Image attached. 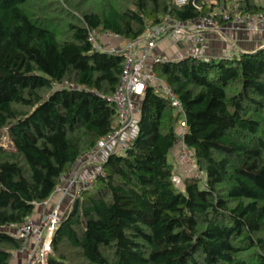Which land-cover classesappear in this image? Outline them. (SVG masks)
Returning <instances> with one entry per match:
<instances>
[{
    "label": "trees",
    "instance_id": "1",
    "mask_svg": "<svg viewBox=\"0 0 264 264\" xmlns=\"http://www.w3.org/2000/svg\"><path fill=\"white\" fill-rule=\"evenodd\" d=\"M175 1L0 0V141L12 145H0V264L22 245L9 230L120 127L111 98L124 60L92 31L129 41L165 16L222 25V10L264 11V0ZM153 69L182 110L147 87L131 145L74 200L48 264H264V46ZM183 118L200 177L178 187L169 159Z\"/></svg>",
    "mask_w": 264,
    "mask_h": 264
},
{
    "label": "built area",
    "instance_id": "2",
    "mask_svg": "<svg viewBox=\"0 0 264 264\" xmlns=\"http://www.w3.org/2000/svg\"><path fill=\"white\" fill-rule=\"evenodd\" d=\"M188 1L176 0L175 2L181 6ZM220 12L225 22L243 27L249 32H254L261 23H264V11L243 14L237 7H234L231 11L222 10ZM220 28L221 24L218 21L208 18L180 22L170 16H165L159 23L148 26L138 38L125 41L119 48L110 47L108 49H104L98 42L97 32L92 31L90 40L96 49L120 53L124 65L121 80L111 98L118 111L120 127L115 132L102 137L97 146L86 153L87 158H93L100 150L111 144L115 146L116 152H123L131 145V139L126 137V134L132 127L137 112L138 101L136 99H140L144 95L149 85L163 90L171 99L173 106L182 110L181 103L175 93L167 82L157 76L153 69L156 63L163 64L168 61L165 57L153 55L160 40L167 37H182L191 41L196 47H200L207 30H219ZM186 131L187 123L183 118L177 129L179 144L177 146V161L174 165L176 168L179 166L190 167L191 171L196 172V168H193L195 165L194 154L184 142ZM195 174L196 177H200L199 173ZM104 175L103 169L97 175L87 178H80L74 171L66 172L60 177L59 184L53 194L37 205V207H43L40 216L37 218L34 213L26 217L19 226L9 230L14 237L22 242L17 251L23 257L21 264H48V258L52 254L53 235L64 217L61 210L63 198L68 195L73 196L75 200L82 198L84 191L93 185L96 178ZM172 180L176 186H181L182 174L176 173ZM56 194L60 196L59 200L58 198L54 199Z\"/></svg>",
    "mask_w": 264,
    "mask_h": 264
},
{
    "label": "crops",
    "instance_id": "3",
    "mask_svg": "<svg viewBox=\"0 0 264 264\" xmlns=\"http://www.w3.org/2000/svg\"><path fill=\"white\" fill-rule=\"evenodd\" d=\"M119 38V37H118ZM125 40L119 45L123 46ZM264 46V23H261L257 30L254 32H249L245 28L236 26L232 23L225 22L221 25L219 30H207L204 33V41L200 47H196L191 41L186 40L182 37H167L158 43L154 50V56H162L170 61L180 60L186 57H197L204 60H209L213 58H225L232 57L235 54L253 52ZM110 48V47H109ZM152 58L150 59V62ZM140 100V99H139ZM139 100H137V116L135 117V123L130 128L126 137L132 139V136L136 132V123L139 119ZM108 145L107 147L100 150L93 158H87L84 154L79 160L74 164L70 171L76 172L80 178H87L89 176L97 175L102 169V163L105 161L107 156L111 152H116L115 146ZM172 164L177 161V155L173 152ZM59 195L56 194L54 199L59 200ZM69 198H63L61 203L62 212L66 209L64 213L65 218L70 209L64 206V201L66 202ZM56 201V200H55ZM67 207V208H66ZM43 207L39 206L36 208L35 216L38 218L42 213ZM21 257L18 252L14 254V261Z\"/></svg>",
    "mask_w": 264,
    "mask_h": 264
},
{
    "label": "rangeland",
    "instance_id": "4",
    "mask_svg": "<svg viewBox=\"0 0 264 264\" xmlns=\"http://www.w3.org/2000/svg\"><path fill=\"white\" fill-rule=\"evenodd\" d=\"M65 1L66 0H61V2H65ZM67 1L70 2V0H67ZM97 35H98L99 43L104 47V49H106V48L108 49L109 47L119 48L120 47L119 45L123 41L122 38H118V37L113 36V35L108 34V33H105V34H102V35H100L99 33H97ZM137 100H139V98H137L136 101ZM136 116H137V114H135V116H134V122H133V124L135 123V117ZM0 145H2L5 148H8V149L9 148H12V145L10 144V141H9V138H8L6 132L3 134V137H2V139L0 141ZM174 154L177 155V149L174 150ZM172 160H173V155H170L169 162H171ZM193 168H196V165H194ZM196 170H197V168H196ZM196 172L199 173L198 170ZM196 172H194V170L191 171V168L190 167L179 166L177 168V173L182 174V177H185V178L186 177H189V176L190 177H192V176H195L196 177V174H195ZM196 178H199V176L196 177ZM204 179H205V176L203 175V180ZM67 198H69V199L66 202L64 201V203H65L64 206H67L68 207V210H69V209H71V207H72L73 202H74L75 199L73 198V196L68 195V196H65L64 197V200L67 199ZM62 213H63L62 215H64V213H66V209H64V211ZM22 260H23V257L22 256L21 257H18V259H16V261H12V264H21Z\"/></svg>",
    "mask_w": 264,
    "mask_h": 264
}]
</instances>
